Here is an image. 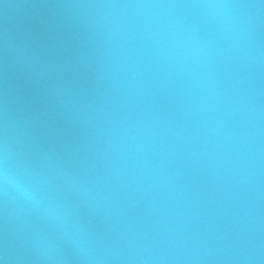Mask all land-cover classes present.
<instances>
[{
	"label": "water",
	"instance_id": "water-1",
	"mask_svg": "<svg viewBox=\"0 0 264 264\" xmlns=\"http://www.w3.org/2000/svg\"><path fill=\"white\" fill-rule=\"evenodd\" d=\"M0 264H264V0H0Z\"/></svg>",
	"mask_w": 264,
	"mask_h": 264
},
{
	"label": "clouds",
	"instance_id": "clouds-1",
	"mask_svg": "<svg viewBox=\"0 0 264 264\" xmlns=\"http://www.w3.org/2000/svg\"><path fill=\"white\" fill-rule=\"evenodd\" d=\"M147 7H152L151 5L147 6Z\"/></svg>",
	"mask_w": 264,
	"mask_h": 264
}]
</instances>
